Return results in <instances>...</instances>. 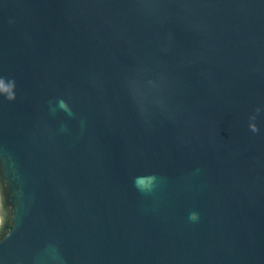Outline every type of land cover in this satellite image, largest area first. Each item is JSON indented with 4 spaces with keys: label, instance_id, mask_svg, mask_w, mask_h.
<instances>
[{
    "label": "water",
    "instance_id": "water-1",
    "mask_svg": "<svg viewBox=\"0 0 264 264\" xmlns=\"http://www.w3.org/2000/svg\"><path fill=\"white\" fill-rule=\"evenodd\" d=\"M0 264H264V0H0Z\"/></svg>",
    "mask_w": 264,
    "mask_h": 264
}]
</instances>
